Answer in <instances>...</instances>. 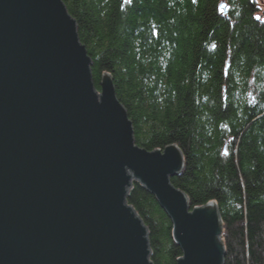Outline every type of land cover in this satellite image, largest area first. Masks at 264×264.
<instances>
[{"label":"water","instance_id":"95a60500","mask_svg":"<svg viewBox=\"0 0 264 264\" xmlns=\"http://www.w3.org/2000/svg\"><path fill=\"white\" fill-rule=\"evenodd\" d=\"M182 166L134 142L109 74L95 91L62 0H0V264H152L131 178L170 217L176 264H223L217 208L170 181Z\"/></svg>","mask_w":264,"mask_h":264},{"label":"trees","instance_id":"16d2710c","mask_svg":"<svg viewBox=\"0 0 264 264\" xmlns=\"http://www.w3.org/2000/svg\"><path fill=\"white\" fill-rule=\"evenodd\" d=\"M147 150L176 144L171 176L190 207L213 201L223 264H264V21L254 0H62ZM222 4L224 6L222 7ZM126 201L148 229L152 264L181 249L155 196L133 181Z\"/></svg>","mask_w":264,"mask_h":264},{"label":"bare ground","instance_id":"6f19581e","mask_svg":"<svg viewBox=\"0 0 264 264\" xmlns=\"http://www.w3.org/2000/svg\"><path fill=\"white\" fill-rule=\"evenodd\" d=\"M85 47V46H84ZM86 49V48H85ZM88 54V53H87ZM89 55V54H88ZM90 57V56H89ZM90 63H91V60H90ZM104 73H107V72H103L102 73V75H101V79H100V82H99V90L95 87V85H94V89H95V91L97 92H100L101 93V82H102V77H103V75H104ZM107 74H109V73H107ZM109 76H110V74H109ZM110 80H111V84H112V86H113V89H114V93H115V88H114V83H113V80H112V77L110 76ZM94 84V83H93ZM115 97H116V99L118 100V98H117V96H116V93H115ZM119 101V100H118ZM119 103L121 104V102L119 101ZM122 105V104H121ZM122 107L124 108V110H125V112H126V109H125V107L122 105ZM126 115H127V112H126ZM127 117H128V115H127ZM129 119V118H128ZM130 121V120H129ZM131 122V121H130ZM131 126H132V123H131ZM132 130H133V128H132ZM183 163H184V161H183ZM185 194V193H184ZM186 196V195H185ZM186 198H187V196H186ZM187 201H188V198H187ZM188 204H189V202H188ZM190 206V205H189ZM194 207H201V205H196V206H194ZM194 207H192V208H194ZM191 208V207H190ZM202 208H204L207 212H216V206H215V203H213V202H210V201H208L207 203H205V205L202 207ZM134 209V208H133ZM136 215H139L138 213H136ZM140 216V215H139ZM142 220V219H141ZM171 220V219H170ZM142 222H143V224H144V226H145V228H146V236H147V240H148V229H147V226H146V224L144 223V221L142 220ZM148 243H149V241H148ZM149 256H150V253H149ZM180 257V256H179ZM176 261H177V259H176Z\"/></svg>","mask_w":264,"mask_h":264},{"label":"rangeland","instance_id":"374dc122","mask_svg":"<svg viewBox=\"0 0 264 264\" xmlns=\"http://www.w3.org/2000/svg\"><path fill=\"white\" fill-rule=\"evenodd\" d=\"M255 3L257 4L258 6V11H257V14H256V18L261 20V21H264V0H254ZM224 6V4H222V7ZM173 145H176L174 143H172ZM170 145V144H169ZM168 146V145H167ZM177 146V145H176ZM178 147V146H177ZM165 148V147H164ZM163 148V149H164ZM179 148V147H178ZM162 150V149H161ZM181 151V150H180ZM182 153V152H181ZM183 156V155H182ZM182 169V168H181ZM171 178V177H170ZM131 181L133 183V181L135 182H138L140 185H142L139 181H136L134 178H131ZM171 181V179H170ZM172 183V182H171ZM173 184V183H172ZM143 186V185H142ZM144 187V186H143ZM145 188V187H144ZM146 189V188H145ZM151 193V192H150ZM152 194V193H151ZM156 198V197H155ZM157 200V199H156ZM127 202V201H126ZM210 202H213V201H210ZM214 203V202H213ZM205 205V204H203ZM201 205V206H203ZM191 209V208H190ZM217 212H218V209H217ZM218 216H219V213H218ZM170 218V217H169ZM219 220H220V225H221V234H222V224H221V218L219 216ZM172 223V222H171ZM221 234L219 235L220 236V241L222 243V246H223V257H222V261H224V245H223V242L221 240ZM172 238H173V225H172ZM174 240V238H173ZM175 242V241H174ZM176 243V242H175ZM181 256V255H180ZM224 263V262H223Z\"/></svg>","mask_w":264,"mask_h":264}]
</instances>
